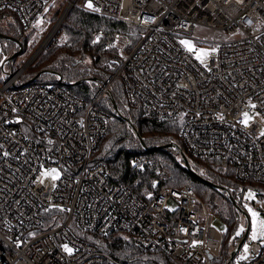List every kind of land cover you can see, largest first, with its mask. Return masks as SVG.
<instances>
[{"label": "built area", "instance_id": "obj_1", "mask_svg": "<svg viewBox=\"0 0 264 264\" xmlns=\"http://www.w3.org/2000/svg\"><path fill=\"white\" fill-rule=\"evenodd\" d=\"M77 1L0 0V11L15 13L23 30L30 31L49 22L41 16L45 9L62 4L50 32ZM91 3L92 9L84 7L88 12L139 31L92 35L89 47L104 39V51L113 52L106 63L113 73L96 83L90 104L71 94L60 77L57 85L33 80L19 84L33 61L26 60L16 71L9 60L1 66L5 70L8 65L7 79L0 83V114L7 117L0 123V264H125L76 232L127 234L139 251L162 256L158 264H214L221 233L192 186L167 187L170 174L159 169L152 182L155 193L142 199L125 186L110 184L103 163H91L109 125L108 116L96 106L110 97L119 81L124 107L138 108L153 122L177 121L176 148L191 169L198 170L199 160L222 161L234 179L246 185L239 205L234 200L237 207L242 210L249 190L264 204V0ZM196 28L227 36L217 43L207 67L178 41L194 40ZM13 117L27 122L39 141L24 133ZM50 169L60 178L37 180ZM54 209H64V215L54 216L46 229L45 212ZM249 228L247 221L245 237V231L236 236L244 242L230 264H264V241L251 240ZM65 244L73 249L71 255L64 251ZM242 255L247 259L241 260Z\"/></svg>", "mask_w": 264, "mask_h": 264}, {"label": "trees", "instance_id": "obj_2", "mask_svg": "<svg viewBox=\"0 0 264 264\" xmlns=\"http://www.w3.org/2000/svg\"><path fill=\"white\" fill-rule=\"evenodd\" d=\"M62 6L60 4L55 9L52 21L57 19ZM138 31L137 27L98 17L76 6L70 10L54 38L49 41L45 49L33 61L34 63L32 62L29 69L21 75L18 83L31 81L40 72L38 78L32 81L34 84L57 85L58 77H60L62 85L71 94L86 104H90L98 91L96 83L104 81L113 73V70L109 69L106 64L113 52L104 51V39H99L95 46L89 47L92 35L96 32L132 34ZM25 33L28 32L23 30L15 13L8 10L0 11V35L10 38L0 37V62L5 58L3 63H6L12 54L20 49H27L30 37ZM15 41L18 43L16 44ZM1 71L3 70L0 69V83H4L7 75L5 73L1 76ZM110 98L113 99L119 113L113 108ZM125 101L122 84L117 81L110 97H104L96 106L108 116L109 125L105 137L92 154L91 163L93 165L103 163L109 170L110 184L125 186L142 199L155 193L152 190V182L157 177L159 169L166 170L171 175V179L165 182L167 187L192 186L213 216H219L225 220L229 231L238 228L241 214L230 198L237 201L239 205L245 184L234 179L232 170L224 162L212 160L197 161L199 168L193 171L225 190H217L199 181L185 168L179 150L175 147H167L178 143L179 124L177 121L157 123L145 119L138 108L124 107ZM6 120L7 117L0 114V123ZM18 126L28 136L39 141L40 138L34 134L27 122L20 121ZM133 128L141 137L144 146L141 145ZM143 161H146V164ZM220 191L224 193L221 192V194ZM217 197L219 200L216 199ZM63 215L64 213L60 210H47L45 228L51 227L50 222L54 216L62 217ZM75 235L96 245L100 251L121 263L158 264L159 261H163L159 254L136 249L132 238L124 233L117 232L107 237L90 233L80 236L79 232ZM224 236L221 233L220 252L214 264H227L232 250L240 242V239L236 237L228 242Z\"/></svg>", "mask_w": 264, "mask_h": 264}, {"label": "rangeland", "instance_id": "obj_3", "mask_svg": "<svg viewBox=\"0 0 264 264\" xmlns=\"http://www.w3.org/2000/svg\"><path fill=\"white\" fill-rule=\"evenodd\" d=\"M86 0H78L77 1V6L84 8ZM56 8H53L51 11H47L46 9L41 13V16L44 18V20L48 21V23H42L39 24L38 26H36V28L34 29V31H26L28 33H25V35L29 34L30 37V43L27 46V49H21V53L12 61L9 60V64L11 67H15L19 68L20 66H22L23 62H25L26 60H28V58L32 55V53L36 50V48L39 46V43L41 42V40L44 38V36H46V34L49 32L50 28H51V24L54 22L52 21V16H53V12L55 11ZM58 31V30H57ZM56 31V32H57ZM56 32L54 33V35L56 34ZM54 35L51 37V39L49 41H51L54 38ZM193 39L194 40H190V39H186V38H181L179 39V43L181 40H189L192 41L193 44L195 45L196 48L198 49H205L211 52V49L218 47V42L227 40V36L225 34H223L222 32L219 31H215V30H211L208 28H196L193 32ZM43 41V40H42ZM203 41V42H201ZM207 42V43H205ZM49 43V42H48ZM181 44V43H180ZM44 50V49H43ZM215 53V52H214ZM212 53V54H214ZM192 54V53H191ZM211 54V55H212ZM192 56L195 58V56L192 54ZM5 58H3L0 62V69L2 66V63L5 61ZM208 59V58H207ZM7 60V59H6ZM197 60V59H196ZM207 61V60H206ZM197 62L199 64L200 61L197 60ZM34 63V62H33ZM32 63V64H33ZM30 64V66L32 65ZM29 66V67H30ZM29 67L25 70V72L29 69ZM4 69L3 71H1V76H3V74L7 73L8 70V65L5 64L4 65ZM14 69V70H15ZM259 117V116H258ZM13 121H15L16 123L20 122L21 119L19 117H13L12 118ZM199 168V165H197ZM48 171V170H43L41 173ZM41 173L39 174L37 180L41 182V180H43L42 183L45 182H49L51 180L50 177L48 176H42ZM171 176V175H170ZM171 179V178H170ZM169 179V180H170ZM219 190V189H218ZM222 191H220L221 193ZM224 193V192H222ZM221 193V194H222ZM247 194L244 196V199H246ZM217 200H219V197L216 198ZM201 201L204 203V205H206V203L203 201V199L201 198ZM253 201L254 206H252L251 202ZM262 199L259 197H255L254 200H247L244 202L243 206H241L242 210L240 212V225L238 228H234V230H228L229 227L227 226V223L225 222V220H223L222 218H220L219 216H215L213 218V225L214 227L220 232L222 233L224 236V238L230 242L232 241V239L235 236V233L238 231V229L243 226L246 229L247 226V221L249 223V227H250V215L247 212V209L244 207L245 204H248L249 207H252L253 209H255L257 212H259L261 214L262 217H264V213L262 212V210H264V204L261 202ZM207 206V205H206ZM208 207V206H207ZM244 211V212H243ZM246 215H245V214ZM229 231V232H228ZM250 232L251 229L249 228V236H250ZM242 234V233H241ZM232 264V263H231Z\"/></svg>", "mask_w": 264, "mask_h": 264}, {"label": "snow or ice", "instance_id": "obj_4", "mask_svg": "<svg viewBox=\"0 0 264 264\" xmlns=\"http://www.w3.org/2000/svg\"><path fill=\"white\" fill-rule=\"evenodd\" d=\"M86 7H88L89 9L93 8V5L91 3V0H89V2L86 4ZM95 11H99V9H94ZM39 23V22H38ZM180 43L184 46V48L192 53L195 58L200 61L201 64H204L206 67V60L207 58L216 51V48L211 49V52L205 49H198L195 47V45L193 44L192 41L189 40H181ZM252 107H255V105H251ZM244 121L243 123L247 124L249 117L247 113H244ZM261 135H264V132L261 133ZM49 143H51V141H49ZM42 176H48L50 177L53 181L57 180L60 178V173L56 170V169H50L48 171H45L43 173H41ZM43 182V180H41V183ZM55 186V185H53ZM247 200H254L255 199V193L252 192L251 190L248 191L247 196H246ZM244 207L247 209V212L249 213L251 219H250V239L255 241V240H262L264 241V217L261 216V214L259 212H257L255 209H253L252 207H249L248 204H245ZM61 211H64V209H60ZM183 230V229H182ZM245 231V228L243 226H241L238 231L235 233V236H240L241 233H243ZM195 243V242H194ZM63 249L66 253H68L69 255L72 254L73 249L68 247L67 244H65L63 246ZM244 253L247 254L248 253V245L245 244L244 245ZM241 260L243 259H247L246 255H242L240 257Z\"/></svg>", "mask_w": 264, "mask_h": 264}, {"label": "water", "instance_id": "obj_5", "mask_svg": "<svg viewBox=\"0 0 264 264\" xmlns=\"http://www.w3.org/2000/svg\"><path fill=\"white\" fill-rule=\"evenodd\" d=\"M0 37H1V38H5V39H10V38L7 37V36H2V35H0ZM15 42H16V41H15ZM17 43H18V42H16V44H17ZM20 53H21V49L18 50L17 52H15L14 54H12V55L9 57L8 60H10V61L14 60V59H15ZM40 74H41V72H40L39 74H37L32 80H35L36 78H38V76H39ZM110 99H111V102H112L113 108L116 110L117 107H116V105L114 104L113 99H112V98H110ZM124 119H125L128 123H130L129 120H127L126 118H124ZM133 130H134V132H135V134H136L138 140L140 141L141 145L144 146V145H143V141H142L141 137L139 136V134L137 133V131H135L134 128H133ZM167 147H175V145H174V144H170V145L167 146ZM182 162H183L185 168H186L188 171H190V166H189V164L187 163V161L185 160L184 157L182 158ZM196 178H197L199 181H201L202 183L206 184L207 186H210V187L215 188V189L223 190L222 187H219V186H217V185L212 184L211 182L207 181L206 179H204V178L201 177V176H196ZM230 200H231L232 204H233L234 206H236V208H238L237 205H236V203L234 202V200H233L232 198H230ZM238 209H239V208H238ZM246 233H247V230L245 231L244 237H245ZM244 237L240 240V242L237 244V246L232 250V252H231V254H230V258H229L227 264H230V262L232 261L233 257L235 256L236 252L239 250V248H240L241 245L243 244V242H244Z\"/></svg>", "mask_w": 264, "mask_h": 264}, {"label": "bare ground", "instance_id": "obj_6", "mask_svg": "<svg viewBox=\"0 0 264 264\" xmlns=\"http://www.w3.org/2000/svg\"><path fill=\"white\" fill-rule=\"evenodd\" d=\"M52 25V24H51ZM54 26V25H53ZM52 26V28H53V31H50L47 35H46V37L43 39V41L39 44V46L36 48V50L32 53V55L29 57V59L26 61V63L27 62H32V61H34L36 58H37V56L41 53V51L44 49V47L48 44V42H49V40L51 39V37L54 35V33L59 29L58 27H53ZM60 27V26H59ZM33 31H34V29H32ZM62 84V83H61ZM175 145V148H176V144H174ZM183 157H181V159H182ZM190 173H192L195 177L196 176H199L197 173H195L194 171H193V169H191V167H190V171H189ZM253 187H255V188H258V189H261V190H263V187H261V186H259V185H252ZM245 187H246V185H245ZM244 187V188H245ZM218 190V189H217ZM223 190H225L224 188H223ZM200 199V198H199ZM239 210V212H241V210L240 209H238ZM244 212V211H243Z\"/></svg>", "mask_w": 264, "mask_h": 264}]
</instances>
